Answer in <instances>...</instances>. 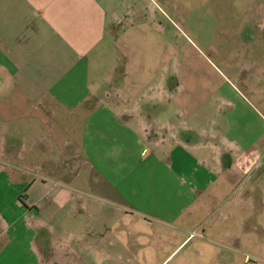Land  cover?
Returning a JSON list of instances; mask_svg holds the SVG:
<instances>
[{"label": "crops", "instance_id": "1", "mask_svg": "<svg viewBox=\"0 0 264 264\" xmlns=\"http://www.w3.org/2000/svg\"><path fill=\"white\" fill-rule=\"evenodd\" d=\"M134 2L0 0V160L80 176L107 205L130 240L108 242L113 258L96 249L91 264H230L218 260L217 245L203 247L189 234L210 212L233 216L243 202L234 190L257 188L263 171L251 172L262 154L257 142L264 147V115L223 71L218 79L190 71L175 89L164 74L154 87L133 84L113 48L114 27L131 11L120 16L117 6ZM105 45L101 71L90 54ZM149 90L153 96L143 99ZM0 185V241L7 244L0 264H87L78 248L106 246L78 233L57 239L62 206L22 201L17 192L19 205L5 197L10 185Z\"/></svg>", "mask_w": 264, "mask_h": 264}, {"label": "rangeland", "instance_id": "2", "mask_svg": "<svg viewBox=\"0 0 264 264\" xmlns=\"http://www.w3.org/2000/svg\"><path fill=\"white\" fill-rule=\"evenodd\" d=\"M124 7L117 6L119 15L131 10L130 18L121 27H114L118 33H114L113 50L125 61L133 84L142 82L154 87L164 74L168 86L175 89L179 79L180 85L185 84L181 80H186L190 71L212 73L213 79H218L223 71L264 115V0H136L127 9ZM106 49L105 45L97 54H90L96 60L93 65L101 71L107 62ZM109 51L112 57V49ZM91 73L96 77L98 71L91 68ZM151 96L153 92L149 90L146 94L143 91L141 97L148 100ZM256 145L255 151L262 150V154L251 176L254 178L256 172L263 171L262 176L254 178L257 188L246 192L242 188L234 190V200L246 203L241 201L233 216L226 217L217 210L210 212L194 231L197 244L217 245L222 249L218 260L227 257L230 264H264V147L261 142ZM38 166L40 163L33 160H0V183L10 185L6 188V199L17 202L14 197L21 192L22 201L31 196L62 206L57 218L64 227L57 229V239L71 232L75 239L78 233L90 241H103L106 246L102 248H78L76 252L84 255V263L88 259L87 264L95 262L91 255H95L96 249L101 258L115 257L117 254L108 244L130 240V233L126 230L120 233L121 222L114 213L106 211L107 205L93 196L80 176L69 179L49 175ZM24 184L30 185L25 192ZM17 203L21 205L20 201ZM68 222L74 228L67 229ZM6 245L0 241L1 249L6 250ZM208 261L212 259L205 262Z\"/></svg>", "mask_w": 264, "mask_h": 264}, {"label": "built area", "instance_id": "3", "mask_svg": "<svg viewBox=\"0 0 264 264\" xmlns=\"http://www.w3.org/2000/svg\"><path fill=\"white\" fill-rule=\"evenodd\" d=\"M195 234H196L195 232H192V233L189 234V236H190V237H194Z\"/></svg>", "mask_w": 264, "mask_h": 264}]
</instances>
